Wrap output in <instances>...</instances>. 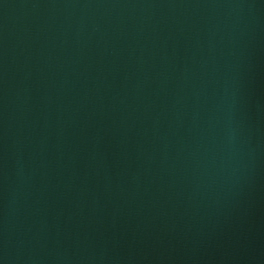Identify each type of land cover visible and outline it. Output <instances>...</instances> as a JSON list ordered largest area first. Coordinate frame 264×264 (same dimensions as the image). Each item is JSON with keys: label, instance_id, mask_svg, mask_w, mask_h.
<instances>
[{"label": "water", "instance_id": "water-1", "mask_svg": "<svg viewBox=\"0 0 264 264\" xmlns=\"http://www.w3.org/2000/svg\"><path fill=\"white\" fill-rule=\"evenodd\" d=\"M0 264H264V0H0Z\"/></svg>", "mask_w": 264, "mask_h": 264}]
</instances>
